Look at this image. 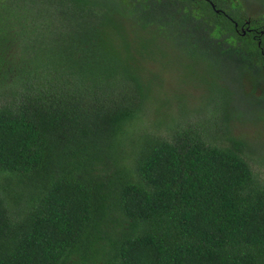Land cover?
Listing matches in <instances>:
<instances>
[{
  "label": "trees",
  "instance_id": "1",
  "mask_svg": "<svg viewBox=\"0 0 264 264\" xmlns=\"http://www.w3.org/2000/svg\"><path fill=\"white\" fill-rule=\"evenodd\" d=\"M242 11L0 0V264H264V183L243 143L165 112L162 135L145 111L158 35L203 61L209 94L236 100L227 88L243 79L264 105V12Z\"/></svg>",
  "mask_w": 264,
  "mask_h": 264
},
{
  "label": "rangeland",
  "instance_id": "2",
  "mask_svg": "<svg viewBox=\"0 0 264 264\" xmlns=\"http://www.w3.org/2000/svg\"><path fill=\"white\" fill-rule=\"evenodd\" d=\"M238 1L246 18L264 12V0ZM179 46L164 35L152 38L149 43V56H163L164 59L158 61L151 58L147 63L146 73L151 77L145 108L147 119L159 122L158 131L162 135L169 132V118L185 117L183 123H195L200 130L208 134V139L217 145L228 144L225 137L233 136L243 143V157L257 178L264 183V105L256 103L253 97L243 96L242 93L246 89L243 79L239 86L230 84L227 88L233 96L237 92L236 100L232 99L230 94H218L213 85L209 94L206 79L209 72L202 68L203 61L177 56ZM254 93L257 95L258 91ZM230 106L236 109L228 114ZM224 109L226 110L223 113ZM163 112L167 114L168 119L164 118ZM206 123L212 130L205 127ZM224 133L226 135L223 136ZM30 189L24 186L14 187L10 192L27 196L31 192Z\"/></svg>",
  "mask_w": 264,
  "mask_h": 264
},
{
  "label": "flooded vegetation",
  "instance_id": "3",
  "mask_svg": "<svg viewBox=\"0 0 264 264\" xmlns=\"http://www.w3.org/2000/svg\"><path fill=\"white\" fill-rule=\"evenodd\" d=\"M222 13V12H221ZM245 22H247V21H245ZM250 29V27H244V26H240L239 27V31H240V34H244V33H246L248 30ZM189 57V56H188ZM190 58V57H189ZM261 58H264V56H261Z\"/></svg>",
  "mask_w": 264,
  "mask_h": 264
}]
</instances>
